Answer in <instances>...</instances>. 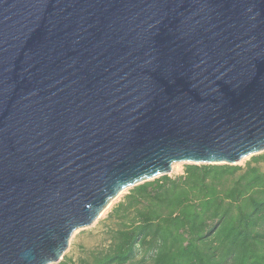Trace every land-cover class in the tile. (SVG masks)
I'll return each instance as SVG.
<instances>
[{
  "label": "water",
  "instance_id": "1",
  "mask_svg": "<svg viewBox=\"0 0 264 264\" xmlns=\"http://www.w3.org/2000/svg\"><path fill=\"white\" fill-rule=\"evenodd\" d=\"M264 153V0H0V264L175 164Z\"/></svg>",
  "mask_w": 264,
  "mask_h": 264
},
{
  "label": "trees",
  "instance_id": "2",
  "mask_svg": "<svg viewBox=\"0 0 264 264\" xmlns=\"http://www.w3.org/2000/svg\"><path fill=\"white\" fill-rule=\"evenodd\" d=\"M98 237L58 264H264V153L129 189Z\"/></svg>",
  "mask_w": 264,
  "mask_h": 264
},
{
  "label": "rangeland",
  "instance_id": "3",
  "mask_svg": "<svg viewBox=\"0 0 264 264\" xmlns=\"http://www.w3.org/2000/svg\"><path fill=\"white\" fill-rule=\"evenodd\" d=\"M250 158V157H249ZM249 158H246L242 160L238 165H244L246 161L249 160ZM186 164H175L172 166V171L169 174L170 176H177L181 175L183 171V167ZM127 193V191H124L120 193L116 198H114L108 207L104 209L98 219L88 228L83 230H78L73 233V235L70 237L68 242V247L66 252L63 256H75L79 250L82 248H91L98 244L99 242V233L102 226V221L104 220L106 214L109 212V210Z\"/></svg>",
  "mask_w": 264,
  "mask_h": 264
}]
</instances>
